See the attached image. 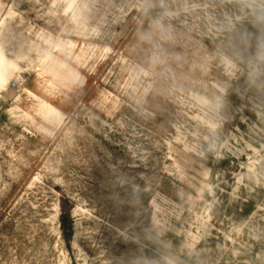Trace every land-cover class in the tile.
<instances>
[{"label":"rangeland","instance_id":"rangeland-1","mask_svg":"<svg viewBox=\"0 0 264 264\" xmlns=\"http://www.w3.org/2000/svg\"><path fill=\"white\" fill-rule=\"evenodd\" d=\"M0 264H264V0H0Z\"/></svg>","mask_w":264,"mask_h":264},{"label":"built area","instance_id":"built-area-1","mask_svg":"<svg viewBox=\"0 0 264 264\" xmlns=\"http://www.w3.org/2000/svg\"><path fill=\"white\" fill-rule=\"evenodd\" d=\"M17 86H18V83L13 82V87H17Z\"/></svg>","mask_w":264,"mask_h":264}]
</instances>
